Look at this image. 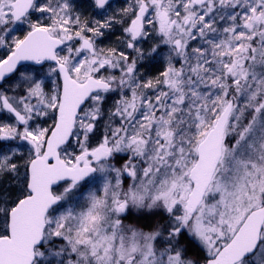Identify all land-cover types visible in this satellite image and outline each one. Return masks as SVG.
Masks as SVG:
<instances>
[{
  "label": "rangeland",
  "instance_id": "1",
  "mask_svg": "<svg viewBox=\"0 0 264 264\" xmlns=\"http://www.w3.org/2000/svg\"><path fill=\"white\" fill-rule=\"evenodd\" d=\"M14 1L0 0L1 25L12 24ZM193 1L148 0L144 38L132 49L128 27L141 0H117L101 11L95 0L37 2L35 11L46 13L38 21L49 20L51 31L67 42L58 53L69 60L72 76H95L113 86L92 98L61 158L69 167L94 165L88 154L98 147L113 157L86 183L56 190L63 204L47 218L35 264H205L264 205V0H209L201 7ZM30 26L29 18L19 23L12 47ZM171 32V49L144 43ZM89 36L96 54H78L80 40ZM74 51L79 56L72 57ZM60 92L54 70L31 67L0 89L25 115L22 134L40 152L55 125ZM229 102L234 109L221 163L203 205L188 218V176L198 145ZM18 127L0 103V134L13 135ZM32 158L21 142L0 148L4 232L10 211L27 196ZM58 247L68 248V256ZM242 264H264V233L257 255Z\"/></svg>",
  "mask_w": 264,
  "mask_h": 264
},
{
  "label": "water",
  "instance_id": "2",
  "mask_svg": "<svg viewBox=\"0 0 264 264\" xmlns=\"http://www.w3.org/2000/svg\"><path fill=\"white\" fill-rule=\"evenodd\" d=\"M113 0H97V7L104 8ZM208 0H195L197 6ZM35 0H17L11 7L15 21L24 19L31 11ZM149 8L142 3L136 18L131 23L129 32L133 39H138L144 31V18ZM63 48V42L50 36L45 30L30 33L21 43L9 60L0 66V82L12 77L17 70L27 64L43 66L45 63L58 64L62 82L60 104L57 110L56 124L47 139L45 151L39 156L36 144L25 139L35 151V158L28 168L30 196L22 200L9 214V235L1 237L0 231V264H34L36 249L44 243V232L48 214L62 203L53 190L62 184L72 182L80 185L97 173L93 166H81L79 162L69 168L60 157V150L71 142L77 119L90 99L101 92L111 90L109 83L95 78H89L85 83L74 80L67 68L57 62L56 52ZM79 52L95 54L94 47L88 41L82 42ZM234 103L229 102L220 114L213 129L198 148V161L192 169L189 181L193 190L186 201L185 211L194 216L203 203L208 189L222 158L224 135L233 112ZM12 115L19 124L23 118L14 110ZM1 141L13 140L7 135L0 136ZM89 157L95 164H101L112 157L111 152L102 147L97 148ZM127 178L131 174L127 170ZM125 203L121 204V211ZM264 227V207L250 213L242 223L233 239L206 264H239L252 257L260 244Z\"/></svg>",
  "mask_w": 264,
  "mask_h": 264
},
{
  "label": "flooded vegetation",
  "instance_id": "3",
  "mask_svg": "<svg viewBox=\"0 0 264 264\" xmlns=\"http://www.w3.org/2000/svg\"><path fill=\"white\" fill-rule=\"evenodd\" d=\"M39 0H36V2H35V5H34V7H33V9H32V11L29 13V15L25 18V20L27 19V18H29V20H30V23H31V26H30V29H29V32H32V31H35V30H37V29H44V30H47L48 32H49V34L52 36V37H54V38H56V39H59V40H61L63 43H64V47H66L67 46V42L66 41H64V40H62L60 37H57L52 31H51V29L49 28V26H48V23H49V20H44V22H39L38 20H39V18L40 19H43L44 18V16H46V13H38V12H36L35 11V8H36V6H37V2H38ZM95 2H96V0H95ZM142 2H146L147 3V5H148V0H141V3ZM13 3H11V5H12ZM11 5H10V9H11V12H10V15H8L9 17V19L11 20V22H12V24H8V25H6V24H4V23H2V25H1V23H0V66H2L3 65V63H5V62H7L8 61V59L15 53V51L17 50V48L19 47V45H20V43L19 44H17L16 46H13L12 47V45H13V43L11 42V40H10V38L11 37H14V36H18V35H16L15 34V30H16V28L19 26V23L20 22H22V21H24V20H19V21H15L14 20V17L12 16V8H11ZM111 6V5H110ZM149 6V5H148ZM109 7V6H108ZM107 7V8H108ZM149 9H150V7H149ZM138 11V10H137ZM137 11L135 12V15H136V13H137ZM149 14H150V10H149ZM135 17V16H134ZM40 23V24H39ZM131 24V23H130ZM130 24H129V26H130ZM3 30V31H2ZM128 30H129V27H128ZM145 30H146V28H145ZM4 31H6L7 33L6 34H3L4 33ZM28 32V33H29ZM145 33V32H144ZM144 33H143V35L141 36V38H139L138 40H134L133 39V37L129 34V31H128V45H129V48L130 49H132V48H135V45L136 46H138L143 40V38H144ZM172 33V32H171ZM1 34H2V37H1ZM156 34V33H155ZM156 38L155 39H150L148 42H147V40H145L144 41V43H147V44H149V45H151L152 47L153 46H156L157 45V50H161V45H163L164 43L171 49L172 48V45L174 44V38H173V33H172V35H169V34H163L162 35V37L160 38L159 36H158V33L156 34V36H155ZM130 38V39H129ZM19 40V37L17 38V41ZM84 40H87V41H89V42H91L92 43V45L94 46V48H95V42L93 41V39L89 36L88 38H83V39H81L80 40V45H79V48H78V50H77V53L79 54V49L81 48V45H82V42L84 41ZM150 46V47H151ZM11 48V49H10ZM10 49V50H9ZM96 49V48H95ZM8 50V51H7ZM162 53V52H161ZM59 54L60 53H58V60H59V63H61L63 66H65L67 69H68V71H69V73H70V75H71V77L73 78V79H75V80H77L76 78H74L73 76H72V72H71V64H70V62H69V60L67 61V60H60L59 59ZM71 55H72V57L73 56H79V55H77L76 54V52L74 51V53H71ZM71 57V58H72ZM26 67H31L34 71H37V72H40V71H45V70H49V69H51V70H54V72L56 73V75H57V77H58V81L60 82V85L62 84V82H61V77H60V74H59V70H58V65H53V64H45L44 66H42V67H40V68H36V67H33V66H31V65H28V66H26ZM51 67H54V68H51ZM20 71V70H19ZM19 71L15 74V76H13V77H11V78H9V79H7V80H4L3 82H0V89L2 88V89H4L9 83H11L12 81H14L15 79H16V76L18 75V73H19ZM92 77V76H91ZM154 77V76H153ZM90 77H88L87 79H89ZM98 78V77H97ZM86 79V80H87ZM85 80V81H86ZM79 83H83V82H85V81H79V80H77ZM0 103H1V109H2V112L6 115V116H8L9 117V120L12 122V121H14V122H16L15 121V119L13 118V116L11 115V110H15L16 112H18L21 116H22V118H23V120H24V123L22 124V125H19V127H18V130L16 131V133L15 134H13V135H9V136H13L14 138H15V140L13 141V142H0V148H5V146L6 145H8V144H13V143H17V142H21L22 143V138H24V137H26V136H23V134H22V130L21 129H23L25 126H26V117H25V115L18 109V108H16L14 105H12V104H10V102H8L7 101V99L6 98H4L3 96H2V94L0 95ZM8 135V134H7ZM33 156H34V153H33ZM87 164H89V163H87Z\"/></svg>",
  "mask_w": 264,
  "mask_h": 264
},
{
  "label": "trees",
  "instance_id": "4",
  "mask_svg": "<svg viewBox=\"0 0 264 264\" xmlns=\"http://www.w3.org/2000/svg\"><path fill=\"white\" fill-rule=\"evenodd\" d=\"M58 249L64 250L65 255L68 256L67 253L69 252V250H66V249H68V248L63 249V248H59V247H58ZM187 252H188V251H187ZM188 253H189V252H188Z\"/></svg>",
  "mask_w": 264,
  "mask_h": 264
}]
</instances>
